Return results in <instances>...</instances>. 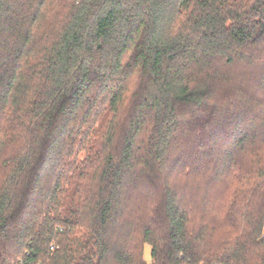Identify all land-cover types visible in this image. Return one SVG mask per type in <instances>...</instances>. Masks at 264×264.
Listing matches in <instances>:
<instances>
[{
	"label": "trees",
	"instance_id": "obj_1",
	"mask_svg": "<svg viewBox=\"0 0 264 264\" xmlns=\"http://www.w3.org/2000/svg\"><path fill=\"white\" fill-rule=\"evenodd\" d=\"M0 264H264V0H0Z\"/></svg>",
	"mask_w": 264,
	"mask_h": 264
},
{
	"label": "rangeland",
	"instance_id": "obj_2",
	"mask_svg": "<svg viewBox=\"0 0 264 264\" xmlns=\"http://www.w3.org/2000/svg\"><path fill=\"white\" fill-rule=\"evenodd\" d=\"M150 247L149 246H145L144 247V260L149 263L150 261Z\"/></svg>",
	"mask_w": 264,
	"mask_h": 264
}]
</instances>
